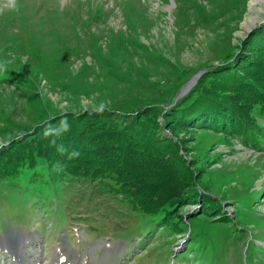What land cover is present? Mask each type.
<instances>
[{"label": "rangeland", "instance_id": "obj_1", "mask_svg": "<svg viewBox=\"0 0 264 264\" xmlns=\"http://www.w3.org/2000/svg\"><path fill=\"white\" fill-rule=\"evenodd\" d=\"M251 3L0 0V264H264Z\"/></svg>", "mask_w": 264, "mask_h": 264}, {"label": "trees", "instance_id": "obj_2", "mask_svg": "<svg viewBox=\"0 0 264 264\" xmlns=\"http://www.w3.org/2000/svg\"><path fill=\"white\" fill-rule=\"evenodd\" d=\"M224 126H225V127H226V126L228 127V125H227L226 123H225ZM229 127H230V126H229ZM248 127H250L254 132H255V130L258 131V129L255 128L256 126H253V125H247V128H248ZM254 128H255V129H254ZM253 131H249V132L253 134V133H254ZM248 137H249V134H245V135L243 136L244 139H243L242 142H246V140L248 139ZM252 140H253V139H252ZM2 170H3V169L0 170V173L2 172ZM152 222H155L153 226H157V225H159V221H146V222H145V223H146L145 225H146L147 227H150V224H151ZM163 227H165L164 224H162V228H163ZM141 230H142L141 228H140V229H137V230H136V233H138V235H140V234H141Z\"/></svg>", "mask_w": 264, "mask_h": 264}, {"label": "water", "instance_id": "obj_3", "mask_svg": "<svg viewBox=\"0 0 264 264\" xmlns=\"http://www.w3.org/2000/svg\"><path fill=\"white\" fill-rule=\"evenodd\" d=\"M200 74V71L193 74L186 82L185 84L180 88L179 93L177 94L178 96L183 95L184 93H186L188 91V89L190 88V86L195 82V80L197 79L198 75Z\"/></svg>", "mask_w": 264, "mask_h": 264}, {"label": "bare ground", "instance_id": "obj_4", "mask_svg": "<svg viewBox=\"0 0 264 264\" xmlns=\"http://www.w3.org/2000/svg\"><path fill=\"white\" fill-rule=\"evenodd\" d=\"M252 3L254 4V0H252ZM252 3H251V4H252Z\"/></svg>", "mask_w": 264, "mask_h": 264}, {"label": "clouds", "instance_id": "obj_5", "mask_svg": "<svg viewBox=\"0 0 264 264\" xmlns=\"http://www.w3.org/2000/svg\"><path fill=\"white\" fill-rule=\"evenodd\" d=\"M73 155H75V154H73Z\"/></svg>", "mask_w": 264, "mask_h": 264}]
</instances>
